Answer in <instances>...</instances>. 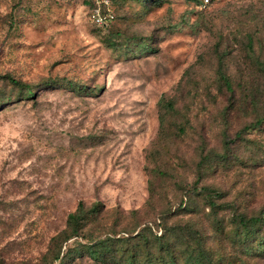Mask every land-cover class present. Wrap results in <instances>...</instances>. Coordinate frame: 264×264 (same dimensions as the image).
Here are the masks:
<instances>
[{
	"label": "rangeland",
	"instance_id": "obj_1",
	"mask_svg": "<svg viewBox=\"0 0 264 264\" xmlns=\"http://www.w3.org/2000/svg\"><path fill=\"white\" fill-rule=\"evenodd\" d=\"M204 4L0 0V264H143L52 242L80 202L88 235L264 264V0Z\"/></svg>",
	"mask_w": 264,
	"mask_h": 264
},
{
	"label": "trees",
	"instance_id": "obj_2",
	"mask_svg": "<svg viewBox=\"0 0 264 264\" xmlns=\"http://www.w3.org/2000/svg\"><path fill=\"white\" fill-rule=\"evenodd\" d=\"M222 79L224 80L226 86L229 88V84L227 79H225L224 76H222ZM10 82L14 85L17 84L14 79H10ZM150 190L151 186H150ZM98 205H92L90 208H86L83 203H79L76 210L72 213H70L67 216L66 221V227L65 229L59 233L58 236L54 237L52 239V242H54L56 245H60L62 243H65L73 238H80L83 240H87L88 243L84 245L91 256V258L94 261H101L105 262L106 260H115L116 255L119 253L117 249L114 248V244L116 241H130V239H135L136 242L132 245H134L133 249H124L121 250V258H124V256L130 254V252H135L134 249H142L147 257L143 260V264H175V257H174V247L170 245L167 241H164L162 238H155L152 240L151 236V228L145 227L141 229L135 236L131 237V233L128 234L130 231L126 234L129 235V237H126V239H113L109 236V234L112 233L107 231L105 233H97L99 236L104 235V237H98L97 235H88L85 230L86 223L90 220V218L95 217L99 213ZM243 224V229L246 233L249 232H255L256 227L261 222L260 218L251 219V221H248L246 219H238V223ZM117 233L111 234V236H115ZM132 250V251H131ZM120 251V250H119ZM154 255H157L158 257H154ZM183 258L185 260V264H213L211 260H208L206 258L205 253L202 249L197 247V250H191L188 254L184 255ZM204 258V259H203ZM55 259H58V256L55 257ZM124 264H133V261L128 262V258H124V261H122ZM108 263H111L108 261ZM118 264V263H115ZM218 264V263H216Z\"/></svg>",
	"mask_w": 264,
	"mask_h": 264
},
{
	"label": "built area",
	"instance_id": "obj_3",
	"mask_svg": "<svg viewBox=\"0 0 264 264\" xmlns=\"http://www.w3.org/2000/svg\"><path fill=\"white\" fill-rule=\"evenodd\" d=\"M207 2L208 0H205V4ZM112 18L113 16L111 14L104 15L100 13L99 9H94V11H92L93 22L98 26H105Z\"/></svg>",
	"mask_w": 264,
	"mask_h": 264
}]
</instances>
